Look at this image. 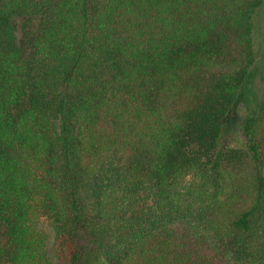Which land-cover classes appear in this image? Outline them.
<instances>
[{
	"label": "trees",
	"instance_id": "1",
	"mask_svg": "<svg viewBox=\"0 0 264 264\" xmlns=\"http://www.w3.org/2000/svg\"><path fill=\"white\" fill-rule=\"evenodd\" d=\"M263 4L0 0V264H264Z\"/></svg>",
	"mask_w": 264,
	"mask_h": 264
},
{
	"label": "rangeland",
	"instance_id": "2",
	"mask_svg": "<svg viewBox=\"0 0 264 264\" xmlns=\"http://www.w3.org/2000/svg\"><path fill=\"white\" fill-rule=\"evenodd\" d=\"M14 27L23 47L26 48L18 20L14 21ZM254 37L257 65L254 67L251 82L246 87L242 102L230 119V129L236 134L233 146L237 148L243 147L244 144L242 138V123L244 116L255 109H261L264 107V4L258 11L255 19ZM37 229L49 236L50 250H54L52 228L45 217L39 219L37 222Z\"/></svg>",
	"mask_w": 264,
	"mask_h": 264
}]
</instances>
